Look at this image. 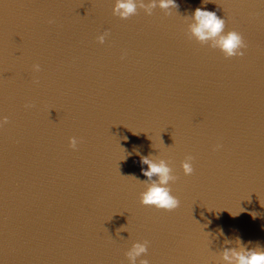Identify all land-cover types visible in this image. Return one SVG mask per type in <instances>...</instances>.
<instances>
[{"label": "water", "instance_id": "obj_1", "mask_svg": "<svg viewBox=\"0 0 264 264\" xmlns=\"http://www.w3.org/2000/svg\"><path fill=\"white\" fill-rule=\"evenodd\" d=\"M134 2L124 20L115 0H0V264H129L144 241L149 264L264 248V0ZM197 8L242 35V57L196 41ZM145 157L172 168L177 209L140 203Z\"/></svg>", "mask_w": 264, "mask_h": 264}, {"label": "clouds", "instance_id": "obj_2", "mask_svg": "<svg viewBox=\"0 0 264 264\" xmlns=\"http://www.w3.org/2000/svg\"><path fill=\"white\" fill-rule=\"evenodd\" d=\"M140 8H145L147 14L151 15V9L159 7L161 9L176 8V0H152L149 4L140 3ZM113 14L120 19H128L137 14V3L134 0H115ZM193 18L196 23L191 27L192 36L200 44H208L214 49H219L225 58L242 57L246 44L242 35L235 31H225L226 21L217 16L216 12L197 8L194 10ZM107 35V34H105ZM105 36L99 37V42L103 44ZM211 41V43H209ZM39 71V65L34 66ZM8 123L7 117H0V127ZM78 141L75 137L71 138L70 146L73 150L77 148ZM219 147V146H218ZM142 163L147 165V169H142L143 175L147 181L143 182L147 186L140 193V203L147 207H155L158 210L173 211L180 206V201L174 195L169 187L170 183L176 181L177 177L172 174L173 170L164 159L155 162L143 158ZM185 176L193 174L192 157L188 156L181 164ZM156 179H153V177ZM231 214V213H230ZM240 214V213H239ZM238 214V215H239ZM232 215V214H231ZM253 219L256 218L252 214ZM148 242H137L126 253L129 264H149L147 259H141L148 254ZM223 259L229 264H264V248L259 246L256 249L241 247L239 250H226Z\"/></svg>", "mask_w": 264, "mask_h": 264}]
</instances>
